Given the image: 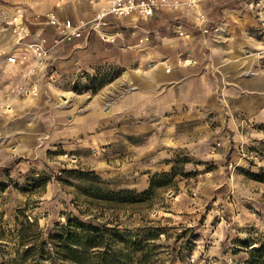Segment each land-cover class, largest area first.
I'll use <instances>...</instances> for the list:
<instances>
[{"label": "rangeland", "instance_id": "obj_1", "mask_svg": "<svg viewBox=\"0 0 264 264\" xmlns=\"http://www.w3.org/2000/svg\"><path fill=\"white\" fill-rule=\"evenodd\" d=\"M176 1L178 7L156 11L196 9L207 43L230 62L237 57V48L231 45L244 40L239 52L245 61L239 63V72L237 63H229L233 70L214 69L213 109L197 112L194 119L191 114L177 125L166 121L164 127H145L133 135L125 134L124 128H102L106 135L102 133L101 142L90 130L83 141L69 137L41 145L36 155H10L11 147L1 144L6 136L0 133V264L30 262L18 257L24 248L18 229L26 220L36 221L45 232L70 213L98 220L115 217L121 228L130 230L161 228L153 241L159 244L157 251L142 264H264V0H197L194 5ZM111 2L0 0L1 99L12 96L7 88L19 79L6 58L24 49L6 23L16 8L24 11L30 29L26 43L47 39L51 30H46L49 25L43 15L48 12L73 22L83 14L85 25L91 27ZM109 16L111 23L120 24L131 14L119 19ZM38 27L43 30L32 36ZM60 96L61 103L62 96L70 100L69 93ZM163 172L174 176L162 178L163 185L143 204L109 210L89 206L80 195L90 184L142 192L152 176L160 178ZM28 232L33 234L35 227ZM256 248L262 249V255L252 252Z\"/></svg>", "mask_w": 264, "mask_h": 264}, {"label": "crops", "instance_id": "obj_2", "mask_svg": "<svg viewBox=\"0 0 264 264\" xmlns=\"http://www.w3.org/2000/svg\"><path fill=\"white\" fill-rule=\"evenodd\" d=\"M195 11L183 7L178 12L155 11L149 17L131 14L120 24L105 16L91 27L85 25L83 14L78 15L74 24L81 26L82 37L50 50L48 67L31 78L39 87L38 94L2 99L9 108L0 110V133L6 136L1 144L11 147L10 155H36L41 145L51 146L69 137L83 141L90 130L101 142L102 133L106 135L102 128H124L125 134L133 135L145 127H164L166 121L177 125L179 120L194 119L197 112L212 110L216 104L212 71L236 68L239 72V63L245 61L239 49L245 42L240 39L231 45L237 48V57L230 62L207 43ZM52 28H46L51 30L49 42L56 36ZM42 30L33 29L32 36ZM186 57L195 63L184 65ZM229 63L237 65L229 68ZM9 65L19 73L15 85L19 84L21 68ZM51 74L56 82L50 80ZM105 78L109 81L99 83ZM66 93L70 100L62 96L61 103L60 95Z\"/></svg>", "mask_w": 264, "mask_h": 264}, {"label": "trees", "instance_id": "obj_3", "mask_svg": "<svg viewBox=\"0 0 264 264\" xmlns=\"http://www.w3.org/2000/svg\"><path fill=\"white\" fill-rule=\"evenodd\" d=\"M173 176L174 173L164 172L160 174V178L152 176L148 188L142 192L132 189L110 190L98 184H90L82 189L80 195L89 206L97 205L109 210L123 209L145 203L154 189L163 185L160 182L162 178ZM112 219L83 218L82 215L70 213L65 215L64 222L54 223L45 232L38 228L36 221L26 220L18 229L20 247L24 246L18 257L23 263L29 258L28 264L146 263L159 247L153 241L158 238L162 229L142 226L130 230L121 228L115 217ZM32 226L35 227L33 234L28 232ZM252 252L262 255L263 251L256 248Z\"/></svg>", "mask_w": 264, "mask_h": 264}, {"label": "built area", "instance_id": "obj_4", "mask_svg": "<svg viewBox=\"0 0 264 264\" xmlns=\"http://www.w3.org/2000/svg\"><path fill=\"white\" fill-rule=\"evenodd\" d=\"M197 3V0L193 2L189 0L187 4ZM180 5L176 0H112L110 6L97 15V19L105 16H113L117 19L122 18L136 12L141 17H149L157 9H170L176 8ZM44 21L49 26L54 28L56 36L49 42L45 37H41L37 41H30L24 43L23 41L30 35V29L26 23V17L24 11L20 8H16L11 15L6 19V23L11 28L12 32L17 37L21 44H24V49L21 54H12L6 58L9 64L21 68L23 80L10 88V94H23L35 96L38 93V87L31 82V78L38 70L48 67L46 60L48 59L50 50L62 43H69L82 37V28L74 24L70 18L60 19L54 13L48 12L43 15ZM201 18V17H199ZM179 35H183V32L179 31ZM147 40V39H146ZM195 63L191 57L183 59L184 65H191ZM50 73H53V69H49ZM50 75V74H49ZM52 82L57 81V77L50 76ZM9 96H5L7 100ZM2 100L0 97V110L8 109L9 104Z\"/></svg>", "mask_w": 264, "mask_h": 264}, {"label": "bare ground", "instance_id": "obj_5", "mask_svg": "<svg viewBox=\"0 0 264 264\" xmlns=\"http://www.w3.org/2000/svg\"><path fill=\"white\" fill-rule=\"evenodd\" d=\"M28 96H30V95H28Z\"/></svg>", "mask_w": 264, "mask_h": 264}]
</instances>
